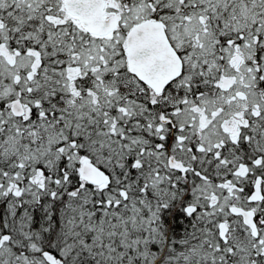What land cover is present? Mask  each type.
<instances>
[{
  "label": "snow or ice",
  "instance_id": "obj_1",
  "mask_svg": "<svg viewBox=\"0 0 264 264\" xmlns=\"http://www.w3.org/2000/svg\"><path fill=\"white\" fill-rule=\"evenodd\" d=\"M0 264H264V0H0Z\"/></svg>",
  "mask_w": 264,
  "mask_h": 264
}]
</instances>
